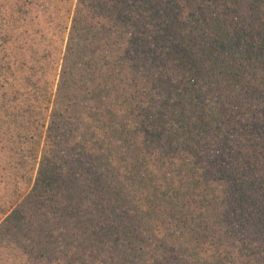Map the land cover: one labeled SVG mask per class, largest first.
Instances as JSON below:
<instances>
[{"label": "trees", "instance_id": "obj_1", "mask_svg": "<svg viewBox=\"0 0 264 264\" xmlns=\"http://www.w3.org/2000/svg\"><path fill=\"white\" fill-rule=\"evenodd\" d=\"M0 264H264V0H0Z\"/></svg>", "mask_w": 264, "mask_h": 264}]
</instances>
